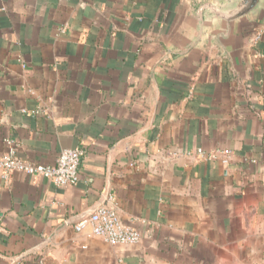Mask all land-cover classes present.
<instances>
[{"label": "crops", "instance_id": "0c3cea01", "mask_svg": "<svg viewBox=\"0 0 264 264\" xmlns=\"http://www.w3.org/2000/svg\"><path fill=\"white\" fill-rule=\"evenodd\" d=\"M203 1L0 0V156L82 152L75 185L0 171V264H264V13L165 59ZM108 196L138 244L74 231Z\"/></svg>", "mask_w": 264, "mask_h": 264}, {"label": "built area", "instance_id": "2783aa9c", "mask_svg": "<svg viewBox=\"0 0 264 264\" xmlns=\"http://www.w3.org/2000/svg\"><path fill=\"white\" fill-rule=\"evenodd\" d=\"M6 152L0 156V171L5 180L11 173H21L26 176H39L49 180L57 187L75 185L78 181L79 166L82 152L78 149H65L59 152L54 164H33L21 160L16 154L15 144L7 140ZM198 160L204 162L218 161L228 165L231 155L226 150L204 151L195 150ZM74 231H86L88 237H97L111 246L136 245L141 241V235L134 228L121 222L112 206V197L108 196L104 205L98 207L92 214L81 219L74 225ZM38 264H45L42 260Z\"/></svg>", "mask_w": 264, "mask_h": 264}, {"label": "water", "instance_id": "95a60500", "mask_svg": "<svg viewBox=\"0 0 264 264\" xmlns=\"http://www.w3.org/2000/svg\"><path fill=\"white\" fill-rule=\"evenodd\" d=\"M263 13L264 0H205L197 4L190 15L189 32L169 50L165 59L170 56L183 58L205 46H215L221 55L230 56L236 27ZM106 201L94 208L90 214Z\"/></svg>", "mask_w": 264, "mask_h": 264}]
</instances>
